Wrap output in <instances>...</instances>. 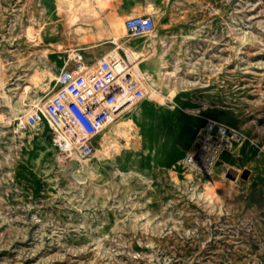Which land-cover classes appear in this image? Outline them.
I'll return each mask as SVG.
<instances>
[{
    "label": "rangeland",
    "instance_id": "1",
    "mask_svg": "<svg viewBox=\"0 0 264 264\" xmlns=\"http://www.w3.org/2000/svg\"><path fill=\"white\" fill-rule=\"evenodd\" d=\"M136 16L153 31L127 35ZM113 42L142 46L138 59L126 51L146 95L80 157L85 174L66 167L45 120L13 124L72 52L84 68ZM2 93L25 94L26 111ZM207 120L241 135L209 176L184 160ZM225 189L222 206L208 203ZM0 264H264V0H0Z\"/></svg>",
    "mask_w": 264,
    "mask_h": 264
},
{
    "label": "built area",
    "instance_id": "2",
    "mask_svg": "<svg viewBox=\"0 0 264 264\" xmlns=\"http://www.w3.org/2000/svg\"><path fill=\"white\" fill-rule=\"evenodd\" d=\"M153 29L149 16L124 21V30L130 36L149 34ZM71 60L79 65L81 56L72 53ZM144 84L138 64L125 51L115 48L91 68L62 69L53 82L51 95L38 109L17 119L13 131L20 133L45 120L54 132V147L65 159L88 158L94 151V139L145 97ZM240 140L236 130L207 120L197 135L193 151L185 156V163L193 171L209 176L222 152ZM216 194L213 193L221 195Z\"/></svg>",
    "mask_w": 264,
    "mask_h": 264
},
{
    "label": "bare ground",
    "instance_id": "3",
    "mask_svg": "<svg viewBox=\"0 0 264 264\" xmlns=\"http://www.w3.org/2000/svg\"><path fill=\"white\" fill-rule=\"evenodd\" d=\"M72 39H75L74 37H72ZM152 42L154 43V40H152ZM145 48H146V45L144 44ZM125 47L126 49H128L129 51V54H130V57L132 59H138V57L140 55H143V53H141V47H137L136 44H125ZM45 56V55H43ZM41 63L44 65L43 61H41ZM55 63V62H54ZM56 64V63H55ZM52 68L49 70V72L47 73L46 77H50V78H53L55 75H54V71L57 69V67L54 66V64H52ZM82 66V65H81ZM81 69H84L83 67H81ZM25 94L24 95H21L19 98L16 99V101H13V100H10V98H8L7 96H5L3 93L1 94V98H2V101L6 104H9L10 105V112L12 113H17L19 111L21 112H25L26 111V105H25V101H24V98H25ZM31 104H36L38 101L37 100H31ZM32 105H30L29 107H31ZM136 114V113H135ZM134 114V115H135ZM125 129V126L124 124H118L113 131H123ZM103 147H105V143H102ZM62 157V156H61ZM62 163V162H61ZM63 164V163H62ZM66 167H69V168H74V167H77L79 168V170H81V172L87 174V173H93V165L92 164H88L86 162H83L82 159L80 157H74L70 160V162L67 164ZM138 175H140V177H142L143 179H147V174L145 172H141V171H138L137 172ZM205 194V192H204ZM205 198L206 200L213 206H218L220 203H222L223 200L225 199H228L230 198V193H228L225 190H223V192L221 193L220 196H215L211 193H207L205 195Z\"/></svg>",
    "mask_w": 264,
    "mask_h": 264
},
{
    "label": "crops",
    "instance_id": "4",
    "mask_svg": "<svg viewBox=\"0 0 264 264\" xmlns=\"http://www.w3.org/2000/svg\"><path fill=\"white\" fill-rule=\"evenodd\" d=\"M125 31V30H124ZM126 33V32H125ZM127 34V33H126ZM69 41V43H74L71 39H69L68 40ZM113 44H116V43H114L113 42ZM115 48H118V49H120V51H125V53L126 54H128L127 53V51H126V49L124 48V47H122L121 45H118V44H116L115 45V47L113 48V49H115ZM112 51V50H111ZM80 51H76V52H72V53H78L80 56H81V61H80V63H79V65H77V63H75L74 61H72L71 60V54H70V56H69V58H68V62H70V63H72L73 64V66H72V69H74L76 66H81V65H83L85 62V60H84V57H83V55L81 54V53H79ZM109 53V52H108ZM107 54V53H106ZM106 54H104V55H106ZM104 55H102L101 57H103ZM101 57H99L97 60H95L96 59V57H94L93 55L92 56H86V62L87 63H89V66H86V67H84V68H91V67H93L94 65H95V63L101 58ZM138 67H140L139 66V64H138ZM216 121V120H215ZM97 138V137H96ZM96 138L94 139V142H95V140H96ZM94 142H93V145H94Z\"/></svg>",
    "mask_w": 264,
    "mask_h": 264
},
{
    "label": "water",
    "instance_id": "5",
    "mask_svg": "<svg viewBox=\"0 0 264 264\" xmlns=\"http://www.w3.org/2000/svg\"><path fill=\"white\" fill-rule=\"evenodd\" d=\"M230 174H232V175H228L231 179H234L235 178V173H233L232 171L230 172Z\"/></svg>",
    "mask_w": 264,
    "mask_h": 264
}]
</instances>
